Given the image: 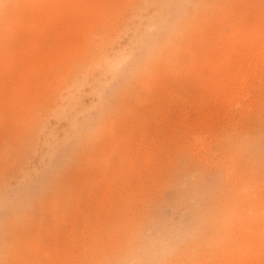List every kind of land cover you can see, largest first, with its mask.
<instances>
[{
  "label": "rangeland",
  "instance_id": "374dc122",
  "mask_svg": "<svg viewBox=\"0 0 264 264\" xmlns=\"http://www.w3.org/2000/svg\"><path fill=\"white\" fill-rule=\"evenodd\" d=\"M0 264H264V0H0Z\"/></svg>",
  "mask_w": 264,
  "mask_h": 264
}]
</instances>
